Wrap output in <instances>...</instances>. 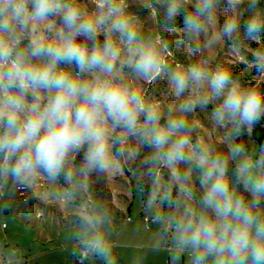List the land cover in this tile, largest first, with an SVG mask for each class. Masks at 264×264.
I'll return each mask as SVG.
<instances>
[{
  "label": "clouds",
  "instance_id": "9594fccd",
  "mask_svg": "<svg viewBox=\"0 0 264 264\" xmlns=\"http://www.w3.org/2000/svg\"><path fill=\"white\" fill-rule=\"evenodd\" d=\"M258 125L264 0H0V214L63 181L48 195L79 209L61 219L75 264H118L111 210L85 194L121 173L169 264H264V142L244 139ZM0 264L30 261L0 241Z\"/></svg>",
  "mask_w": 264,
  "mask_h": 264
},
{
  "label": "rangeland",
  "instance_id": "374dc122",
  "mask_svg": "<svg viewBox=\"0 0 264 264\" xmlns=\"http://www.w3.org/2000/svg\"><path fill=\"white\" fill-rule=\"evenodd\" d=\"M142 27L145 31H156V18L152 16L144 19ZM177 53L178 58H173L176 62L188 58L183 49ZM165 89L163 81L153 85L152 92L157 93L154 98L159 99L165 107L174 105L176 101L165 94ZM195 119L207 129L208 113H198ZM244 139L250 146L255 144L251 138ZM65 187L61 182L56 185L41 182L27 193H20L11 202V208L0 214V241L21 245L30 264H75L70 254L74 244L65 236L74 229L67 224L62 225L61 219L67 221L79 209L72 205H58L48 195L52 190L62 192ZM85 196L102 201L111 210L115 231L118 233L113 237L117 244L114 254L118 264H132L134 256L141 257L143 264H169L167 252L150 251L154 226L144 218L142 201L132 177L121 173L103 181L98 180ZM74 203L79 205L80 200Z\"/></svg>",
  "mask_w": 264,
  "mask_h": 264
},
{
  "label": "trees",
  "instance_id": "16d2710c",
  "mask_svg": "<svg viewBox=\"0 0 264 264\" xmlns=\"http://www.w3.org/2000/svg\"><path fill=\"white\" fill-rule=\"evenodd\" d=\"M169 39H174V34H169ZM258 45H252V47H257ZM222 53V54H221ZM182 55V54H181ZM220 57L223 58L224 51L221 49L220 51ZM178 53L174 54V56L171 58V61L174 63H179L173 60L174 57L178 58ZM185 60V59H184ZM233 72L235 73H244V63L241 60H237V63L234 65H231ZM255 75V70L251 72L244 73V80L250 81L251 77ZM255 143L264 142V126L258 125L253 133V137L251 138ZM63 184V181H60ZM64 185V184H63ZM66 186V185H64Z\"/></svg>",
  "mask_w": 264,
  "mask_h": 264
}]
</instances>
